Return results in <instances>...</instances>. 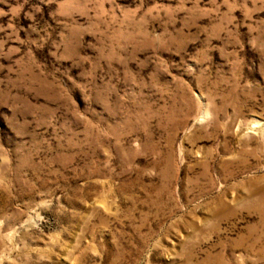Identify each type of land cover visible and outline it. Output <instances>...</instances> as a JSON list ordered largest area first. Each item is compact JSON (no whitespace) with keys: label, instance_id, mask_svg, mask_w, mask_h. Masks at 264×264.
Returning <instances> with one entry per match:
<instances>
[{"label":"rangeland","instance_id":"obj_1","mask_svg":"<svg viewBox=\"0 0 264 264\" xmlns=\"http://www.w3.org/2000/svg\"><path fill=\"white\" fill-rule=\"evenodd\" d=\"M0 264H264V0H0Z\"/></svg>","mask_w":264,"mask_h":264}]
</instances>
